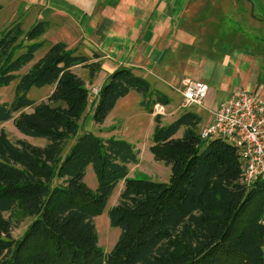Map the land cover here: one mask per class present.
<instances>
[{"label":"trees","instance_id":"16d2710c","mask_svg":"<svg viewBox=\"0 0 264 264\" xmlns=\"http://www.w3.org/2000/svg\"><path fill=\"white\" fill-rule=\"evenodd\" d=\"M48 28L39 21L25 31L17 23L0 35V88L18 80L12 103L0 102V124L13 120L24 136L46 140L45 146L15 143L0 130V264H264V180L251 188L243 184L240 148L223 138L203 141L194 111L165 126L156 117L150 151L171 167V179L130 178L140 151L128 141L85 131L89 105L95 106L94 123L102 125L133 91L143 95L141 105L150 114L155 103L169 104L167 96L121 68L91 103L90 89L73 69L87 68L93 79L101 62L41 40ZM46 86L52 87L46 100L28 97L31 88ZM89 166L96 189L85 182ZM122 182L109 211L121 234L106 252L95 219ZM16 211L32 219L18 239L12 235Z\"/></svg>","mask_w":264,"mask_h":264},{"label":"crops","instance_id":"0c3cea01","mask_svg":"<svg viewBox=\"0 0 264 264\" xmlns=\"http://www.w3.org/2000/svg\"><path fill=\"white\" fill-rule=\"evenodd\" d=\"M0 5L1 31L17 23L28 31L46 21L41 40L64 43L90 63L100 61L93 79L87 68L73 69L89 89L101 90L114 72L129 68L169 103V93L180 95L179 108L167 114L172 116L183 109L178 87L184 78L207 83L204 107L185 109L201 117L200 129L213 120L221 99L236 90L264 101V0H0ZM89 106L84 130L109 138L108 118L96 125L95 106Z\"/></svg>","mask_w":264,"mask_h":264},{"label":"rangeland","instance_id":"374dc122","mask_svg":"<svg viewBox=\"0 0 264 264\" xmlns=\"http://www.w3.org/2000/svg\"><path fill=\"white\" fill-rule=\"evenodd\" d=\"M2 22L3 17L2 19L0 18V35L2 32L1 30L3 29ZM47 49L48 47L46 46L39 50L37 52L36 59L32 63L27 65L20 72V75L25 74L32 66V64L39 58H41V56L47 51ZM17 84L18 80L12 82L8 86L0 88L1 103H6L8 105L12 103L17 93ZM89 84H92L90 79ZM51 92L52 87L50 86H46L43 88L33 87L29 91L28 97L32 100L39 102L46 100ZM168 95L171 99V102L169 103L170 105L167 107V114L179 108V105L181 104L179 94L177 95L175 93H169ZM143 100L144 97L142 94H140L138 91H133L131 97H128L125 101H123L121 104L122 106L117 107V110L113 114L111 113L109 115L106 124L111 127V130L107 135H109V138L128 141L129 143L137 147V149L140 151L139 159L141 163L138 166L131 165V178H135L137 176L139 178H148L149 180H154L160 183H167L171 179L172 169L164 162L155 160L153 154L150 151L151 145L153 144L152 135L154 134L153 132L155 126L152 121V118L150 117L149 112L145 111L144 106L140 104V101ZM24 111L30 112L32 111V109L28 108ZM184 111L186 110L184 108H181L179 109V113L177 115H165V117H161V124L163 126L171 124L172 122L176 121L179 115H181ZM18 115L19 114H15V118ZM86 120L87 116L83 121V126H85ZM0 130H4L8 134L10 140L15 143L21 140L36 146L46 145L45 139L27 137L21 134L17 130L13 120L6 123H1ZM106 138L108 137L106 136ZM73 143L74 140H71L69 142L68 148ZM85 182L92 189H96L98 186L97 177L92 166H89L87 169ZM123 185L124 184L122 182L114 190L113 195L111 196V199L107 204L105 210L95 219L99 236V244L101 248L104 249L106 252H110L113 250L121 234L120 228H114L111 226L109 219V211L117 205L119 196L122 192ZM6 216L8 217L9 214H7ZM13 219L14 221H17L18 224L15 227L12 235L15 239H18L24 234L32 219L24 216L21 211H16L14 213Z\"/></svg>","mask_w":264,"mask_h":264},{"label":"built area","instance_id":"2783aa9c","mask_svg":"<svg viewBox=\"0 0 264 264\" xmlns=\"http://www.w3.org/2000/svg\"><path fill=\"white\" fill-rule=\"evenodd\" d=\"M178 90L183 95V108L204 107L209 94L207 83L184 78ZM100 89H90V102L95 103ZM154 118L165 117L167 106L155 103ZM208 126L200 129L203 141L220 138L240 148L245 166L242 182L251 188L258 180H264V101L259 94L236 90L221 99Z\"/></svg>","mask_w":264,"mask_h":264}]
</instances>
